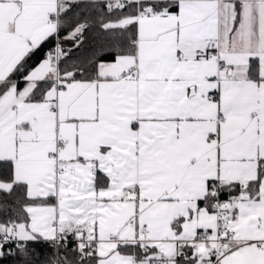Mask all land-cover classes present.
<instances>
[{"label": "snow or ice", "instance_id": "6c2138e0", "mask_svg": "<svg viewBox=\"0 0 264 264\" xmlns=\"http://www.w3.org/2000/svg\"><path fill=\"white\" fill-rule=\"evenodd\" d=\"M0 264H264V0H0Z\"/></svg>", "mask_w": 264, "mask_h": 264}]
</instances>
